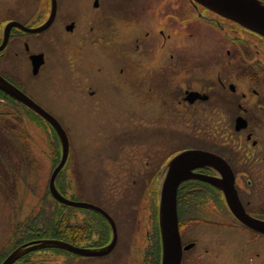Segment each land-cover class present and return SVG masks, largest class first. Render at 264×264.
I'll return each instance as SVG.
<instances>
[{"label":"flooded vegetation","instance_id":"obj_1","mask_svg":"<svg viewBox=\"0 0 264 264\" xmlns=\"http://www.w3.org/2000/svg\"><path fill=\"white\" fill-rule=\"evenodd\" d=\"M65 1L0 0V47L5 42L0 52V76L56 118L66 131L67 166L70 162L77 187L79 170L83 167L81 155L85 151L87 166L92 168H86L80 177L96 176L107 186L101 196L111 198L110 205L92 199L73 200L93 204L109 214L116 226L117 245L122 226L128 227L131 222L132 209L136 211L133 228L140 220L137 214L147 211V207L154 211V216L156 211L158 217L160 187L167 165L186 151L199 150L219 156L229 164L245 212L264 221V36L195 0H161L160 6L159 0H83L70 9L64 6ZM135 1L142 3L144 11L155 3L154 20L175 33L183 26L189 32L194 23L197 37L203 25L216 29L229 43L223 67L231 68L233 80L222 72L192 76L194 69L198 74V67L189 59L195 56L189 48L171 51L164 62L154 66L142 62L138 55L145 59L157 53L152 33H145L147 44L143 49L139 38L126 41L125 34L112 21V16L138 17L140 10L137 11ZM191 11L197 20H189ZM51 15V25L42 32L24 29L41 27ZM11 23L5 41V30ZM164 29L160 34L167 43L171 35ZM30 37L38 40L29 42ZM34 56H40L41 61L36 70ZM240 60L246 74L249 71L250 80L248 93L241 96L235 83L241 80L237 77ZM54 79L57 81L51 82ZM193 79L196 82H191ZM8 97L0 95V105L7 108L0 113L21 116L22 122L36 115L23 103ZM221 112H229L233 118L226 127L230 140L218 142L214 137L223 131L217 127ZM84 116L96 120L87 140L80 142L78 133L82 127L77 117ZM211 118L212 124L208 122ZM211 127L214 135L207 139L204 133ZM159 140L164 145L157 146ZM143 141L148 142V148L145 149ZM192 174L177 190L178 223L184 247L182 264H233L229 258L233 255L261 256L262 248L254 242L264 235L232 215L221 189L199 179V176L218 179L221 174L200 166L193 168ZM126 202L130 207L117 206ZM77 210L93 213L74 208ZM75 217L72 220L79 223ZM102 219L110 228L105 238L99 236L91 242L89 234L81 230L71 244L90 248L108 244L112 230L109 222ZM87 221L85 217L81 223ZM237 233L248 234L247 239L243 241L240 237L238 253L229 254L228 240L236 242L233 235ZM199 249L202 251L195 255Z\"/></svg>","mask_w":264,"mask_h":264},{"label":"rangeland","instance_id":"obj_2","mask_svg":"<svg viewBox=\"0 0 264 264\" xmlns=\"http://www.w3.org/2000/svg\"><path fill=\"white\" fill-rule=\"evenodd\" d=\"M82 1L83 0H66L64 6L70 9L76 7V3H80ZM135 2L137 11L140 10L138 17L114 18L112 16V21L119 28L120 32L125 34L123 36L126 38V41L131 38L133 41L134 39L139 38L143 49L147 44V41L144 40L145 33H152L153 38L155 39V44L157 45V53L156 55L151 57L148 56L145 59H142V57H144L142 54L138 55L142 62H147L149 67L154 66L156 63L164 62L165 58L171 51L175 53L176 49L178 50L181 47L183 49L189 48L196 56H190L189 59L194 61L195 66L198 67V74H196V69H194L192 76H203L208 73H214L216 75L219 72L226 74L227 78L231 76V68L223 67V64H226L228 59L226 50L229 48V43L226 39L224 40L222 38L221 34L216 29L202 24L204 27L200 30V37H197V34L199 33H195L194 25H196V23H194L192 27H190L189 32L188 28L183 26L181 28L179 27V31L175 33L173 30L164 29L161 21L157 22L158 19L156 21L154 20L155 10L152 7L155 6V3L149 5L147 10L144 11L140 7L142 6V3L140 4L139 1ZM160 3L161 0L158 2L159 6ZM80 6L82 7V5ZM110 12L113 15L112 10ZM191 12H193V14H189V20L193 21V19H196V16L194 11ZM226 25L228 26V24ZM161 29H164L167 35H171L167 43H165L163 36L160 34ZM192 34H194L193 37L191 36ZM28 40L29 42H32L34 40H38V38L30 37ZM165 44L166 46L163 48L162 46ZM133 55L135 57L137 54L135 53ZM243 65L244 62L242 60L238 61L240 72H238L237 77L241 80H235V83H237L239 87V96H241V93H248L250 83L248 76L249 71H247L246 74L244 71L245 66ZM259 70L261 69H258V71ZM230 78L233 80L234 77L232 76ZM56 81L57 80L54 79V81L51 82ZM193 81L196 82L194 79L191 80V82ZM52 84L55 85L56 83ZM205 85H208V82L205 83ZM231 114L233 115L232 111ZM232 115H229V112L228 114L221 112L220 124L217 127H220L223 131L214 137L218 140V142L230 140V137L228 136L230 134L229 129H226V127L231 123L233 118ZM77 120L78 124L82 127L79 129L78 140L80 142H85L88 138V131L90 128H93L94 120H96V118L84 116L77 117ZM208 122H211L212 124L214 119L211 118ZM21 125L24 128L23 131H25V134L27 133L28 135V140H26V138L24 139L23 136H20L21 133L19 132L17 135L18 141H21V144L18 143V147H16V149L18 152L23 153L22 155H18V159H24L26 163L24 165H15V169L11 166V169H9L6 167V158V161H2L0 159V250L4 249L7 241L11 238L15 230L20 228L24 231L26 227L28 228L31 226L33 219L36 218L35 216H38L40 211L46 212L47 216H50L56 208L53 197L49 191V183L54 169L59 165L61 160L62 149L60 139L55 131H53L37 117L29 116L26 122L21 123ZM210 132H212L211 135ZM204 135L207 139L209 136L212 139L214 135L213 128L211 127L209 131L204 133ZM156 145H164V142L159 140V144L156 143ZM143 146L145 149L148 148V142L143 141ZM84 149L81 148V150ZM9 150H12L13 154H16V152L13 151V148H9L8 151ZM8 151L6 153H9ZM86 155L85 151L82 152L81 165L83 167L79 170V188L71 175L72 172L70 162L67 168L59 176L57 187L68 199H92L96 202L104 201L106 205H110L108 201H110L111 198L101 196L103 190H106L107 188L103 181L96 180V176L88 177L82 175L80 177V174L85 172L86 168H92L90 165L87 166ZM14 162H17V160ZM78 190L79 193L77 192ZM139 192L140 190L137 191L133 201L134 207L136 206L135 202L138 199ZM125 205L130 207L127 202L125 204L121 203L120 205L117 203L119 208H123ZM147 208V211H144V213L141 210L137 214V218L140 220L138 226L135 228L132 227V222H134L133 219H135L136 211L131 208L133 211L129 226H122L119 241L115 246L114 251L106 256L84 258L69 256L59 251L41 250L34 252L31 260L36 264H147L150 262L147 257L148 250L151 245V238L155 233L159 232L158 219H156L158 218L156 216L157 212L155 211V218L154 214H152L154 211L149 207ZM70 213L76 216L75 218L79 222H81L85 217L88 218L89 222L94 221L95 224L96 222H100L99 219L94 216V213L90 214L83 212L82 210H71L69 214ZM104 228L107 232L110 231L108 225L104 224ZM133 229L135 230L133 231ZM99 234L98 230H94L91 242L98 240ZM247 235L248 234L246 233H237L233 235V237L237 239L236 242L230 241L231 238L228 240V242L231 243L228 253H238L239 249L237 246L239 245V238L241 237L243 241H246ZM33 239L36 240L39 238H30V240ZM26 242L28 241L23 242V244ZM255 244H258L262 248V251L260 252L261 256H257L256 254L249 256L245 254L233 255L229 257L233 264H264V237L258 238V240L254 242V245ZM241 250L240 253H243L244 251ZM201 251L202 250L199 249L198 252L196 251L194 254L198 255ZM4 259L5 258H3V260ZM17 264H21V262Z\"/></svg>","mask_w":264,"mask_h":264},{"label":"water","instance_id":"obj_3","mask_svg":"<svg viewBox=\"0 0 264 264\" xmlns=\"http://www.w3.org/2000/svg\"><path fill=\"white\" fill-rule=\"evenodd\" d=\"M206 9L242 26L251 29L264 36V3L259 0H195ZM55 7V4H53ZM54 13V12H53ZM53 15L40 28L28 29L30 33H39L47 29L52 23ZM11 23L5 30L7 33ZM0 47V51L4 48ZM40 56L33 57V65L36 70L40 65ZM0 90L17 101L23 103L40 117L45 119L56 131L62 147V155L59 165L54 169L49 183V191L52 197L62 205L90 210L105 218L112 229L111 242L101 248H83L58 239H40L24 244L15 249L2 264H15L26 255L48 249L63 250L73 255L82 257H101L109 254L116 245L117 231L113 220L98 206L85 202L70 200L58 190L56 181L64 168L69 151L68 136L60 123L48 112L39 107L24 93L15 88L11 83L0 76ZM205 167L218 171L221 177L218 179L199 176V179L213 184L221 189L225 202L233 216L251 230L264 235V221L249 216L237 195L234 187V174L229 164L219 156L212 153L189 150L175 157L166 167L165 177L161 183L159 193V232L161 242L160 264H182L183 245L178 223L177 190L181 183L193 177L192 170L195 167ZM187 249V247H186Z\"/></svg>","mask_w":264,"mask_h":264},{"label":"trees","instance_id":"obj_4","mask_svg":"<svg viewBox=\"0 0 264 264\" xmlns=\"http://www.w3.org/2000/svg\"><path fill=\"white\" fill-rule=\"evenodd\" d=\"M1 94L2 96L9 99L8 95L3 93L2 91H0V95ZM5 108L6 105L1 104L0 112H2ZM38 119L41 120L40 118ZM21 123H23L21 116H7L6 113H0V157H1L0 159L2 161L7 160L5 163H6V167L9 169H11V166L13 167V169H15V165H21V164L24 165L26 163L24 159L23 160L18 159V155L20 154L22 155L23 153L18 152V150L16 149V147H18V143L21 144L20 143L21 141H18L17 134L19 132L21 133L20 136H23L24 139L26 138V140H28V135L27 133L25 134V131H23L24 128L22 127ZM9 148H13L14 149L13 151L16 152V154H13L12 150L8 151ZM7 151L9 153H6ZM15 160H17V162H14ZM57 186H58V180H57ZM53 200L55 202L54 204L56 205V208L55 211L52 213V215L47 216L46 212L40 211L38 216H35L36 218L33 219V223L31 224V226H29L28 228L26 227L24 231L18 228L13 232V235L7 241L4 249L0 250V263L2 262L3 258H6L12 250L22 245L23 242L31 241L30 238L59 239L71 243L73 238L77 237L82 232L81 229H83V231L89 234L90 240L93 236L94 230L96 231L98 230V232L100 233L99 234L100 237L102 236L105 238L107 236V230L104 228L105 222L101 217L94 215L99 219L101 223L96 222L95 224L94 221L92 222L87 221L85 223H81V222L75 223L74 221H72L73 215L71 213L69 214V212L74 209L60 204L54 198ZM75 225H78L77 228H75ZM50 250L63 252L69 256L72 255L71 253H68L63 250H58V249H50ZM32 254L33 253H30L25 258H23L20 261L21 264H36L31 260ZM147 259L150 260V262L147 264H160L161 246H160L159 232L155 233L151 238V245L148 250Z\"/></svg>","mask_w":264,"mask_h":264}]
</instances>
